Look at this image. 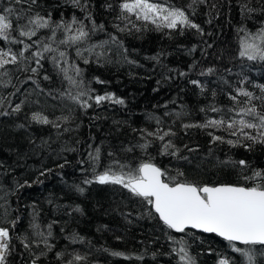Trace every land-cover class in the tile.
I'll return each instance as SVG.
<instances>
[{
	"label": "trees",
	"instance_id": "16d2710c",
	"mask_svg": "<svg viewBox=\"0 0 264 264\" xmlns=\"http://www.w3.org/2000/svg\"><path fill=\"white\" fill-rule=\"evenodd\" d=\"M88 2L96 24H103L104 29L92 32L91 23L84 20L90 32L88 38L76 45L54 43L52 46L66 51L69 64L74 63L82 70L77 79L83 80L84 87L94 89L92 95L111 93L123 99V105L110 101L96 105L91 100L92 107L81 108L62 95L69 91L75 94L76 89L70 87L50 59L42 61L43 68L36 74L26 70L35 66L30 60L0 69V223L10 228L13 236L14 251L9 256V264H30L42 249L46 254L40 256L38 264H63L56 257L57 252L64 253L65 261L74 253L86 256L81 264H183L179 253L181 244L177 243L181 239L195 264H218L222 258L230 264H242L244 258L233 252L223 238L194 229L176 233L154 214L149 216L148 206L121 186L89 185L83 181L92 179L88 154L94 153L97 147L101 150L97 171H102L114 158L135 167L152 157L170 175L181 170L196 183L243 184L239 167L218 166V161L244 159L250 169H264V144H252L250 149L242 145L210 144L208 131L226 139L236 137L223 129L182 127L184 123H202L207 119H239L235 111H228L233 108L229 94H234L238 87L253 92L256 97L264 95L257 87L264 84V61H249L239 56L240 41L247 32L264 27V13H248L243 6L259 9L264 0H208L206 4L194 5V14L187 7L192 0H168L169 4L184 8L190 19L204 30L203 35L188 28L183 32L179 28L157 30L155 25L136 20L135 15L127 13L131 23L117 19L122 0ZM8 3L9 0H0V7ZM107 4L112 8H107ZM212 4L216 7H211ZM32 10L44 16L50 13L55 21H70L73 14L83 20L86 14L68 0H38ZM125 24L127 28L122 32L115 27ZM71 34L57 31V41ZM50 35L48 29L38 32L41 39L46 40ZM93 46H96L94 51H88ZM0 47L5 50L10 47L14 52L20 50L19 45L3 42ZM77 48L82 56L77 55ZM193 48L195 51H191ZM85 59L89 63H84ZM62 66L68 67V64ZM209 67L215 69L214 73L200 75ZM5 71L7 75H3ZM181 72L186 75L181 76ZM44 75L50 79L44 80ZM69 75L74 73L69 70ZM97 78L104 83H97ZM191 80H199L204 91L192 85ZM253 103L258 111H264V102L254 100ZM17 105L19 112L14 111ZM211 107L221 111L213 112ZM34 113L47 116L59 127L33 121ZM176 113L183 115L178 119ZM151 117L162 121L159 127L172 128L176 133L172 139L181 149L185 144L198 148L193 153L182 151V155L189 156L191 164L161 155L159 141L146 151L139 148L126 151L143 142L139 130H156L158 125ZM250 143L243 141V144ZM246 174L250 175L251 171L247 170ZM76 186L85 189L83 194L76 191ZM77 206L80 212L74 211ZM13 220L15 227L11 224ZM33 223L45 234L48 225H52L51 251L44 249L43 244L33 245L30 250L23 248L17 237L40 239L34 234ZM73 235L77 237L75 242L70 239ZM112 251L122 252L124 256H112ZM257 260L264 264V257L258 255Z\"/></svg>",
	"mask_w": 264,
	"mask_h": 264
},
{
	"label": "snow or ice",
	"instance_id": "6c2138e0",
	"mask_svg": "<svg viewBox=\"0 0 264 264\" xmlns=\"http://www.w3.org/2000/svg\"><path fill=\"white\" fill-rule=\"evenodd\" d=\"M68 2L74 8L86 13L83 20L73 14L70 21L63 19L55 21L50 13L46 16L41 15L39 12L33 13V6L38 3V0H9L8 6L0 7V42L20 46V50L16 52L10 47L7 50L0 47V69H5L9 64L18 65L21 61L30 60L35 66H29L26 70L36 74L40 68H43L42 61L50 59L53 65L63 73V77L70 87L76 89L75 94L69 91L62 95H67L70 100L77 103L81 108L86 110L92 107L89 103L91 100H94L96 105H101L105 101L123 105L124 100L116 98L111 93L92 95L94 89L84 87L83 80L77 79V77H81L82 70L74 63L69 64L66 51H60L58 47L52 46L54 43L58 45H76L88 38L90 32L86 30L87 26L84 24V20L91 23L92 32H95L97 28L104 29V25H97L91 15L88 0H68ZM207 2L208 0H192L187 7L192 8L194 14V5L206 4ZM106 7L110 9L112 5L107 4ZM211 7L215 8L216 5L212 4ZM119 8L120 13L117 19L129 23H131L129 15H135L136 20L143 21L146 24L151 23L155 25L157 30H176L179 28L183 32L184 28H188L196 30L201 35L204 34L201 26L190 19L184 8L173 6L168 3V0H162V2L122 0ZM243 10L248 13L256 11L264 13V5L256 9L245 4ZM125 13L129 15H125ZM74 25L75 28H73ZM115 27L122 32L126 30L127 24L124 27L120 25H115ZM132 27L136 28V25L132 24ZM41 29H48L51 33L46 40L38 37V32ZM136 30L139 31L140 29L136 28ZM57 31L72 34L66 35L64 39L57 41ZM241 31L246 30L241 29ZM13 33L16 35H13ZM34 37L36 39H33ZM112 40L116 41V37H112ZM95 47L93 46V49H88V51H94ZM191 51H195V48ZM25 53H29V55L26 56ZM77 55H83L79 48H77ZM97 55H102V53ZM239 56L245 57L249 61H264V27L257 29L255 32H247L246 36L240 41ZM152 59H157V57H152ZM84 63L87 64L89 61L85 59ZM64 64H68V67H63ZM69 70L74 75H69ZM214 71V68L209 67L206 72H201L200 75H210ZM3 75H7V71ZM180 75L184 76L186 73L181 72ZM43 79L48 80L50 77L44 75ZM97 83H104V81L97 78ZM190 83L200 88L202 92L204 91V85L199 80H191ZM257 87L264 94V84ZM213 95H215V92H213ZM240 97H244L245 100L241 101ZM229 99L233 102V108L228 109V111H235L236 116L240 117L239 119L230 118L227 121L225 119H207L202 123H184L182 127L184 129L200 128L203 130L223 129L229 136L236 137V139H226L222 135H216L213 131H208L210 144L226 143L232 147L242 145L248 149L251 148L252 144H264V111H258L257 105L253 103L254 100L264 102V95L256 97L253 92L238 87L234 90V94H229ZM210 110L213 112L221 111L216 107H211ZM14 111L19 112L20 106L17 105ZM201 111L206 110L201 109ZM3 114L7 115V113ZM165 115H169V113H165ZM182 115V113H176L178 119ZM246 117H250V119H246ZM151 118L156 120L158 125L156 130H139L143 142H138L133 147L127 148L126 151L131 152L135 148L146 151L153 143L159 141L162 142L159 149L161 155L175 157L177 160H184L191 164L192 161L189 156L182 155V151L186 150L188 153H193L198 151V148L185 144L181 149L172 139L176 136L172 128L169 127L165 130L163 127H159L162 121L158 117ZM64 119H67V117H64ZM32 120L40 124H52L53 127H59L58 124L50 121L47 116H42L39 113H34ZM243 141H250L251 143L243 144ZM100 151V148L97 147L94 153L90 152L88 154L92 162L93 176L92 179H85L84 184L98 183L100 185L121 186L132 196L140 198L141 202L148 206V215L152 216L154 214L166 228L174 230L176 233H186L188 230L194 229L223 238L228 242L233 252L239 253L244 258L242 264H259L257 256L264 257V169H250V165L244 159L218 161V166L239 167L244 183H196L189 180L181 170H177L174 176L170 175L169 170L157 166L152 157L142 160L135 167L114 158L102 171H97L100 162ZM209 151L211 152V149ZM109 156H114V154L109 153ZM247 170L251 171L250 175L246 174ZM43 174L42 172L41 175ZM20 186L23 187V185ZM76 191L83 194L85 189L76 186ZM74 211L80 212L81 209L77 206ZM11 224L15 227L16 221L13 220ZM31 227L34 229L35 236L40 239L37 241L30 240L28 236L17 237L23 248L30 250L33 245L40 247V244H43L44 249L51 251L53 245L49 243V237L52 236V225H48L47 234L39 231L38 224L33 223ZM70 239L75 242L77 237L73 235ZM169 239H172V237H169ZM12 240L13 236L10 228L0 223V264H9V256L14 251ZM177 243L181 244L179 248L180 261L183 264H195V259L189 255L183 246L185 242L181 239ZM238 244L244 247H238ZM105 251L108 250L105 249ZM45 254L42 249L40 254L31 260L30 264H38L40 256ZM110 254L116 257L124 256V253L119 251H112ZM56 257L62 260L63 264H81L87 259L86 256L79 253L72 254L71 258L66 261L63 252H57ZM218 264H230V261L222 258Z\"/></svg>",
	"mask_w": 264,
	"mask_h": 264
},
{
	"label": "water",
	"instance_id": "95a60500",
	"mask_svg": "<svg viewBox=\"0 0 264 264\" xmlns=\"http://www.w3.org/2000/svg\"><path fill=\"white\" fill-rule=\"evenodd\" d=\"M158 166V165H157Z\"/></svg>",
	"mask_w": 264,
	"mask_h": 264
}]
</instances>
